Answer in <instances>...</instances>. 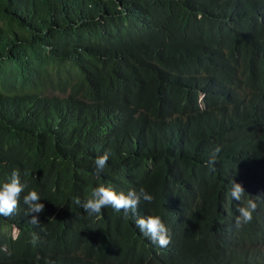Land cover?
Returning a JSON list of instances; mask_svg holds the SVG:
<instances>
[{
    "label": "trees",
    "instance_id": "16d2710c",
    "mask_svg": "<svg viewBox=\"0 0 264 264\" xmlns=\"http://www.w3.org/2000/svg\"><path fill=\"white\" fill-rule=\"evenodd\" d=\"M13 171L0 264H264V0H0V185ZM100 185L154 201L89 217L75 201Z\"/></svg>",
    "mask_w": 264,
    "mask_h": 264
},
{
    "label": "clouds",
    "instance_id": "9594fccd",
    "mask_svg": "<svg viewBox=\"0 0 264 264\" xmlns=\"http://www.w3.org/2000/svg\"><path fill=\"white\" fill-rule=\"evenodd\" d=\"M220 151L221 149L219 147L213 150L210 159L207 161L209 166L215 164L216 157ZM108 160V152L95 158L94 169L96 176H99L104 172ZM25 188L26 185L21 183L19 172L13 171L10 174V178L0 185V216L9 217L16 212L21 194L24 193ZM245 194V190L241 184L234 181L231 182L230 195L233 200L241 202L242 197H244ZM153 201V195L147 192L144 188H140L139 191L133 189L124 193L116 192L111 187L100 185L91 191L90 196L87 199L81 201L77 198L75 202L89 217H97L101 214L102 209L109 207L114 212H123L125 217H127L129 213L136 214L141 202L151 204ZM23 203L28 208V215L35 214L32 215L30 223L38 225V216L45 209V205L41 203V198L38 192L35 190L28 191L23 195ZM257 207L258 205L255 200H244L242 206L237 209L239 214L235 220L236 225L240 226L250 223L253 219V212L256 211ZM135 227L139 229L140 233L145 237L149 238L153 244H157L159 247H167L171 242L168 229L160 216L146 215L137 217Z\"/></svg>",
    "mask_w": 264,
    "mask_h": 264
},
{
    "label": "rangeland",
    "instance_id": "374dc122",
    "mask_svg": "<svg viewBox=\"0 0 264 264\" xmlns=\"http://www.w3.org/2000/svg\"><path fill=\"white\" fill-rule=\"evenodd\" d=\"M49 90H50V88H49ZM17 233H18L17 230L14 229V230H13V235L16 236Z\"/></svg>",
    "mask_w": 264,
    "mask_h": 264
}]
</instances>
